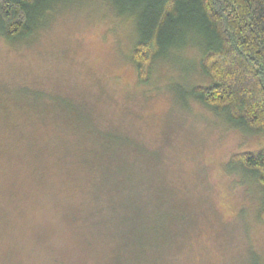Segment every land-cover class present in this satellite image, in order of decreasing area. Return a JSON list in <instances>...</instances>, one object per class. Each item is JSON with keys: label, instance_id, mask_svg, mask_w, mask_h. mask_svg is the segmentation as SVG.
<instances>
[{"label": "rangeland", "instance_id": "1", "mask_svg": "<svg viewBox=\"0 0 264 264\" xmlns=\"http://www.w3.org/2000/svg\"><path fill=\"white\" fill-rule=\"evenodd\" d=\"M60 1L0 36V264H264V188L226 168L262 134L175 88L212 81L196 19L142 83L134 17Z\"/></svg>", "mask_w": 264, "mask_h": 264}, {"label": "trees", "instance_id": "2", "mask_svg": "<svg viewBox=\"0 0 264 264\" xmlns=\"http://www.w3.org/2000/svg\"><path fill=\"white\" fill-rule=\"evenodd\" d=\"M107 1L121 16H132L138 22V42L133 49L132 60L142 83L148 81L156 57L171 48L178 50L189 45L174 40L173 33L186 34L183 27L196 19L199 33L207 43L190 44L201 50V71L212 81L207 85L185 87L184 90L183 86L176 85L177 94L185 102L190 97L195 98L236 128L262 134L258 150L234 153L226 168L231 173H252L263 189L264 0ZM59 2L0 0V36L10 42L24 41L42 26V21ZM68 108L73 109L72 106ZM262 193L259 217L264 220ZM139 232L134 229L133 236L143 235ZM137 243L143 245V240H137Z\"/></svg>", "mask_w": 264, "mask_h": 264}]
</instances>
